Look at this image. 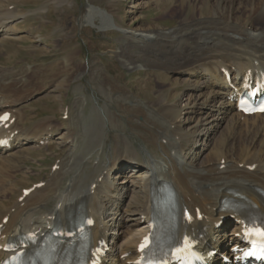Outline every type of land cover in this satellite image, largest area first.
Here are the masks:
<instances>
[{
  "label": "bare ground",
  "instance_id": "obj_1",
  "mask_svg": "<svg viewBox=\"0 0 264 264\" xmlns=\"http://www.w3.org/2000/svg\"><path fill=\"white\" fill-rule=\"evenodd\" d=\"M169 1L155 0L153 4L157 7ZM193 1L200 4L199 9L193 6L188 12L189 0H179L181 21L172 32L142 28L136 30L139 34L124 32L121 38L117 54L120 64L146 68L147 76L161 78L158 84L150 80L145 83L157 93L155 97L145 99L140 92L141 101H135L133 93L102 73L99 64L91 62L86 68L75 60L73 51L62 59L60 70L54 69L57 63L46 73L28 68L0 69V117L8 115V120L0 123V139L9 140L11 145L10 150L0 152V164L19 167L26 157L13 160L14 149H26L29 144L40 149V143L50 145L59 134V127L50 118L34 121V116L15 110L23 101L20 94L35 86L36 75L56 80L53 87L61 90L69 88L72 80L87 69L92 83L115 109L111 112L105 105L99 112L93 107L88 116L74 120L73 111L68 110L70 126L56 138L67 147V154L40 187L25 188L29 194L2 204L5 211L0 209V246L17 234L41 235L54 224L66 228L80 208L93 222L94 245L111 242L110 253L100 264H133L139 257L136 248L150 228L154 193L167 185L187 218L179 236L200 238L198 249L204 254L217 251L206 264H232V249L239 244L242 223L241 216L225 210L226 204H237L245 212L253 210L264 216V115L237 113L231 87L240 91L248 80L264 72V0H217L219 6H211L208 0ZM241 12L247 14L245 21L238 17ZM15 18L11 11H0V38L17 37L18 30L11 25ZM116 22L98 31H115L119 28ZM131 49H137V53ZM163 71L180 78L172 80ZM226 73L231 75L229 81ZM179 86L185 88L180 92L185 97L183 106V101L177 100ZM81 99L75 100L76 110L83 107ZM205 107L222 117L210 116L213 118L209 121V114L199 116ZM189 108L190 112L185 111ZM121 116L127 118L132 128L129 133L139 138L140 145L135 148L128 136L117 134L104 154V128L107 125L123 132ZM191 120L195 124L185 126ZM224 121L221 140L203 156L201 147L195 148L198 137L209 139ZM189 145L191 149L187 150ZM27 154L30 156L33 150H27ZM122 173L124 180L115 182ZM8 192L10 197L14 195ZM125 200L123 211L129 213V220L117 218V209L123 208ZM113 229H118L117 237L111 234ZM6 257L0 250V264Z\"/></svg>",
  "mask_w": 264,
  "mask_h": 264
},
{
  "label": "rangeland",
  "instance_id": "obj_2",
  "mask_svg": "<svg viewBox=\"0 0 264 264\" xmlns=\"http://www.w3.org/2000/svg\"><path fill=\"white\" fill-rule=\"evenodd\" d=\"M154 1L151 0V3L148 5L144 4L145 1L142 0H0V11L8 10L15 14L16 18L12 20L11 25L18 30L15 39L4 40V37L0 38V69L19 71L22 68H28L35 71H45L48 68L51 69L57 63L58 65L57 67L54 66V69L60 70L62 67V59L69 52L73 51L75 52L73 57L78 63L86 68L91 62L99 64L102 73L112 77L117 83L126 86L133 93L130 94L134 97L135 101H141L137 94L140 92L144 94L142 98L149 99L150 97H155L157 93L151 90V87H148L145 83L150 80L153 84H158L161 78L147 76L144 72L146 68L134 69L130 66L126 68L120 64L117 58L120 41L124 32H136V30L142 28H156L162 32L169 33L178 26L182 13L180 11L179 0H170L167 5L163 2L157 7L153 4ZM208 3H211V6H219V1L217 0H208ZM188 4H190L188 5V12L193 6L195 10L199 9L197 7L200 5L198 2L189 0ZM89 11L92 12L90 13ZM197 15L199 14L196 12ZM246 16L247 14L245 12L238 14L239 18H243V21L246 20ZM89 18L90 20H88ZM215 20H218V17ZM115 22L119 26L115 31H98L100 27L105 25L113 26ZM136 33L139 34L140 32L137 31ZM131 52L137 53V49H131ZM156 72L160 73V71ZM43 73H46V71ZM163 74H166L172 80L180 78L179 76L172 73H165L164 71ZM35 81L36 88L32 86L27 92L25 91L20 94L23 97V101H20L16 105L15 110H23L27 115H30L29 117L34 116V121L50 118L49 120L53 124H57V128L59 127V134L51 140L50 145H39L40 149H34L32 144L26 146V149H14L13 160L16 159L15 157H20L21 155L26 157L23 160L24 163L21 162L18 164L19 167L14 168L12 164L7 165L6 163L0 164V209L3 211L5 210L2 206L18 201V198L23 196L22 191L27 190L25 188H31L32 185L38 182L42 183L43 179H47L48 175H51L55 170V165L67 154V147L65 148L60 145V141L56 138L64 134L70 126V122L66 118L68 117V110L70 112L73 111L71 116L73 120L77 116H88L93 107L101 112V110L105 109V105H107L106 110L111 112L115 111L114 106L106 98L107 96L99 92L98 88L92 83L87 69L85 73L80 74L72 80L69 88L65 87L61 90L53 87L56 80L46 79V77L36 75ZM182 88H178L180 99L178 98L177 100H182L183 106L185 97L182 98L180 92L184 91L185 88ZM151 94L152 96H150ZM76 97L82 98L81 100L83 102V107L77 110L75 109ZM177 100L173 102H177ZM81 108L83 114H80ZM190 110L189 108L185 111L190 112ZM185 111L182 112L183 116H186L184 114ZM202 111L199 116L205 118L209 114V121L213 117L219 119L222 117L219 114H215L216 112L210 109L208 110V107H205ZM74 114L76 115L74 116ZM210 116L213 117L210 118ZM121 119L124 123L122 126L123 132L113 130L107 127V125L104 128V154L110 149V146L113 144V138L117 134L123 133L128 136L135 148H138L140 145L139 138H135L129 133V130L132 128L127 125V118L121 116ZM138 121H141V118ZM194 124L195 120H191L185 126L192 127ZM221 124L222 126L219 129L217 128L215 133L209 134V139L207 138V140L202 141L198 137L195 148L201 147L202 151L200 152L203 156L209 154L221 140L226 122H221ZM28 127L30 128V124H28ZM190 149L191 145L187 147V150ZM27 150H33V154L28 156ZM59 152L60 156H56ZM124 178L125 174L122 173L115 182L121 183ZM7 190L13 191L14 195L10 197ZM125 203L126 200L120 211L119 208H116L117 214H119L117 218L124 217V219L128 218L129 220V213H124L123 211L126 205ZM116 209L110 210L109 212L116 211ZM227 228V231H229L230 228ZM110 232L113 234V237L118 236V229L115 231L113 229ZM227 247L229 248L230 245L228 244ZM221 257L220 260L223 261L225 257Z\"/></svg>",
  "mask_w": 264,
  "mask_h": 264
},
{
  "label": "snow or ice",
  "instance_id": "obj_3",
  "mask_svg": "<svg viewBox=\"0 0 264 264\" xmlns=\"http://www.w3.org/2000/svg\"><path fill=\"white\" fill-rule=\"evenodd\" d=\"M261 236H264V232L259 233Z\"/></svg>",
  "mask_w": 264,
  "mask_h": 264
}]
</instances>
